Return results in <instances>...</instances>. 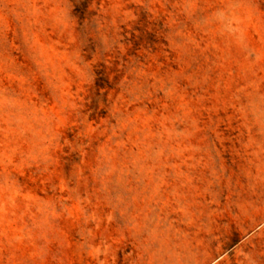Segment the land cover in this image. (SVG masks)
I'll list each match as a JSON object with an SVG mask.
<instances>
[{"label":"rangeland","instance_id":"374dc122","mask_svg":"<svg viewBox=\"0 0 264 264\" xmlns=\"http://www.w3.org/2000/svg\"><path fill=\"white\" fill-rule=\"evenodd\" d=\"M182 227L264 264V0H0V264Z\"/></svg>","mask_w":264,"mask_h":264},{"label":"crops","instance_id":"0c3cea01","mask_svg":"<svg viewBox=\"0 0 264 264\" xmlns=\"http://www.w3.org/2000/svg\"><path fill=\"white\" fill-rule=\"evenodd\" d=\"M228 242L232 243L229 251L243 241V229L236 233L223 231ZM160 240L153 241L146 237L128 240L120 246V252H113L103 264H212L217 258V246L212 241H201V235H217L211 227H182L167 229ZM177 235L183 236L177 237ZM233 236H236L234 240Z\"/></svg>","mask_w":264,"mask_h":264}]
</instances>
